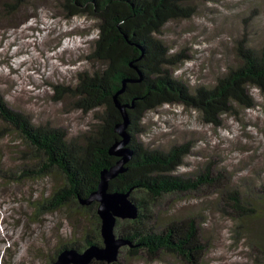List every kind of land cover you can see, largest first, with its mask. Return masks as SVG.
Returning a JSON list of instances; mask_svg holds the SVG:
<instances>
[{
  "label": "rangeland",
  "instance_id": "1",
  "mask_svg": "<svg viewBox=\"0 0 264 264\" xmlns=\"http://www.w3.org/2000/svg\"><path fill=\"white\" fill-rule=\"evenodd\" d=\"M0 0V93L8 105L28 115L36 125L64 128L70 138L97 124L95 112L76 107L74 97L59 98L61 87H75L79 75L93 71L89 61L91 41L98 22L84 16L66 18L62 0H27L15 14L6 12ZM195 14L171 21L157 35L173 55L183 61L172 70L176 79L192 91L209 87L239 60L236 49L247 41L252 48L264 45V0H195ZM255 106L236 107L221 117L220 125L208 124L187 106L164 105L143 120L139 141L148 149L169 150L190 146L191 153L175 175L190 178L195 191L167 195L149 211L155 225L195 218L207 245L203 264H263L264 219L240 222L228 215L229 192L256 196L264 183V92L251 89ZM16 144L0 140L3 165L12 164ZM15 164V163H13ZM209 174V180H201ZM214 183V184H210ZM56 182L45 180L7 184L0 180V264H53L64 244L85 245L87 231L95 237L92 211L84 215L63 209L43 216L34 209L49 196ZM225 187L224 196L218 189ZM140 197H143L139 194ZM147 206L148 200L144 199ZM36 216V218H35ZM129 219H118L115 232L130 229ZM155 226V227H156ZM120 249L122 264H185L166 255L159 261L132 256Z\"/></svg>",
  "mask_w": 264,
  "mask_h": 264
},
{
  "label": "trees",
  "instance_id": "2",
  "mask_svg": "<svg viewBox=\"0 0 264 264\" xmlns=\"http://www.w3.org/2000/svg\"><path fill=\"white\" fill-rule=\"evenodd\" d=\"M27 0H10L3 5L6 12L17 13ZM195 0H62L66 18L84 16L98 22L97 38L92 39L88 56L93 71L80 74L75 87H61L59 98L72 96L76 107L85 113L95 112L97 124L90 131L70 138L64 128L51 124L36 125L31 118L12 109L0 93V140L12 138L16 144L12 162L3 165L0 154V180L7 184L51 178L56 186L49 196L34 206L43 216L63 209L84 215L92 211L96 221L95 237L89 230L85 245L64 244L52 258L67 248L82 252L92 245L103 246L102 220L99 203L82 204L97 191L102 172L119 160L110 148L122 140L116 126L125 122L116 100L125 106L130 136L128 147L133 150L127 169L110 182V192L129 193L138 207V217L130 221V229L116 235L126 241L132 256H146L159 261L166 255L185 264H203L207 245L195 218L173 220L163 228L155 225V211L167 195L186 193L199 188L194 180L175 175L191 153L190 146H175L169 150L148 149L139 141L144 132L143 120L150 111L164 105H182L198 111L208 124L220 125L221 117L236 107L255 106L251 89L264 92V45L252 48L247 41L236 49L239 63L228 68L217 83L192 91L176 79L171 69L183 61L173 55L157 37L171 21L191 18ZM207 182L209 174L202 176ZM208 183V182H207ZM211 185L214 183H210ZM256 196L245 192H229L228 215L240 222L264 219V183ZM227 188L218 194L224 196ZM141 194L143 197H140ZM148 200L147 206L144 199ZM36 218V216H35ZM37 219V218H36ZM156 226V227H155ZM262 253L264 247L254 243ZM91 264H122L94 260Z\"/></svg>",
  "mask_w": 264,
  "mask_h": 264
},
{
  "label": "water",
  "instance_id": "3",
  "mask_svg": "<svg viewBox=\"0 0 264 264\" xmlns=\"http://www.w3.org/2000/svg\"><path fill=\"white\" fill-rule=\"evenodd\" d=\"M117 107L121 110L125 122L116 126V132L122 137L110 148V154L118 157L119 160L110 169L102 172L101 181L97 191L85 200L82 204L90 205L99 203L98 214L102 220L101 235L104 240L103 246L92 245L80 252L74 248L64 249L54 264H91L94 260L114 263L118 261L120 249L128 243L119 238L116 233L118 219L133 220L138 217V207L129 198V193L110 192V182L124 173L125 165L131 160L133 150L128 147L130 136L127 132L129 125L128 115L125 106L116 100Z\"/></svg>",
  "mask_w": 264,
  "mask_h": 264
}]
</instances>
